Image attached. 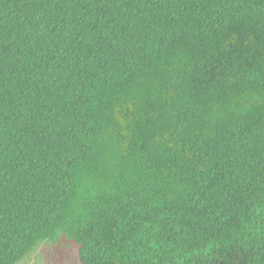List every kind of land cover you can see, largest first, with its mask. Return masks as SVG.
<instances>
[{
	"label": "trees",
	"instance_id": "obj_1",
	"mask_svg": "<svg viewBox=\"0 0 264 264\" xmlns=\"http://www.w3.org/2000/svg\"><path fill=\"white\" fill-rule=\"evenodd\" d=\"M264 264V0H0V264Z\"/></svg>",
	"mask_w": 264,
	"mask_h": 264
},
{
	"label": "rangeland",
	"instance_id": "obj_2",
	"mask_svg": "<svg viewBox=\"0 0 264 264\" xmlns=\"http://www.w3.org/2000/svg\"><path fill=\"white\" fill-rule=\"evenodd\" d=\"M19 264H81L77 245L64 235L41 242Z\"/></svg>",
	"mask_w": 264,
	"mask_h": 264
}]
</instances>
